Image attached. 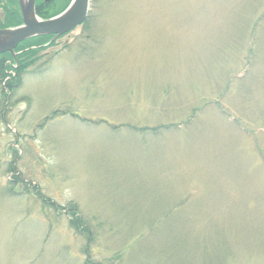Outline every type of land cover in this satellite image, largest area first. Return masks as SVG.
Masks as SVG:
<instances>
[{"label":"rangeland","instance_id":"rangeland-1","mask_svg":"<svg viewBox=\"0 0 264 264\" xmlns=\"http://www.w3.org/2000/svg\"><path fill=\"white\" fill-rule=\"evenodd\" d=\"M84 23L0 90V264H264V0Z\"/></svg>","mask_w":264,"mask_h":264},{"label":"water","instance_id":"water-1","mask_svg":"<svg viewBox=\"0 0 264 264\" xmlns=\"http://www.w3.org/2000/svg\"><path fill=\"white\" fill-rule=\"evenodd\" d=\"M89 0H71L59 15L47 20L39 19L35 13V0H18L22 24L0 29V55L14 54L22 42L35 37H60L80 26L87 18Z\"/></svg>","mask_w":264,"mask_h":264},{"label":"trees","instance_id":"trees-1","mask_svg":"<svg viewBox=\"0 0 264 264\" xmlns=\"http://www.w3.org/2000/svg\"><path fill=\"white\" fill-rule=\"evenodd\" d=\"M69 3L70 0L62 5V7L54 14H49L48 12H46V8L48 6L46 7L45 3L35 4V13L42 20H47L63 12L67 8ZM1 7L3 8L2 11L5 14V19L3 21L0 20V29L13 28L22 24L20 12L18 9V0H7V3ZM51 39L52 36L35 37L20 43L14 50V56L4 54L11 62H13V64L16 65L14 78L11 79L13 80V82H11L9 79V82L7 81L4 83V79L8 76L9 72L12 71V64L6 65L5 59H3L5 58V56L0 55V90L3 95L6 91H10L11 93L15 91L14 89H16V87L20 86V84L22 83L21 77L24 73V70L27 67L31 66L30 59L32 57V54H35L36 50L38 51V48L40 49L42 45L48 43ZM52 45L53 43L49 44V46ZM32 46L36 47V50H31ZM26 48L28 49L27 51H25Z\"/></svg>","mask_w":264,"mask_h":264}]
</instances>
